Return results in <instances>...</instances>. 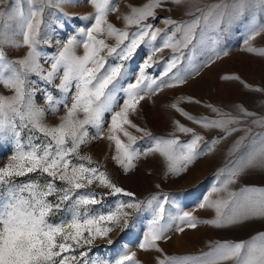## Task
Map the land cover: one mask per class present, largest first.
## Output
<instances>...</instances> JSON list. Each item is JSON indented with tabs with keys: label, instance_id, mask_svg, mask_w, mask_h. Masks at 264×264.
Wrapping results in <instances>:
<instances>
[{
	"label": "snow or ice",
	"instance_id": "snow-or-ice-1",
	"mask_svg": "<svg viewBox=\"0 0 264 264\" xmlns=\"http://www.w3.org/2000/svg\"><path fill=\"white\" fill-rule=\"evenodd\" d=\"M24 2L6 0L5 6L0 8V82L13 93L7 97L0 95V139L11 140L15 147L9 162L0 166V264H139L135 260L136 252L127 251L114 260L87 259L90 246L97 238H108L114 228L123 230L129 227L132 212L127 209L139 210L145 203L133 198L117 203L106 213H94L91 206L101 202L90 188L94 183L109 188L115 194L125 193L130 198L134 194L117 186L98 165L93 166L91 157L80 155L81 146L89 139H96L89 136V127L95 128L98 136L102 137L105 116L111 114L107 139L114 141L116 154L112 159L125 172L135 167L134 161L141 154L146 156L149 153H159L167 161L170 174L186 172L202 154L198 149L202 137L194 133L191 142L180 145L178 139L155 138L146 133L153 143L141 153L134 147L137 138L124 126L144 130L132 123L129 113L136 111L145 96L154 95L164 87L183 84L187 75L198 72V66L191 64V56L185 57L183 49L193 50L206 39L215 45L217 40L209 33H219L235 20L251 16V34L245 40V50L264 55V50L250 44L255 36L264 32V24L257 23L255 18L257 10L264 13V0H219L206 7L193 0L187 5L189 19L165 18L170 29L156 28L149 22V18H156V9L161 8L165 0H149L141 7H131L130 12L122 16L124 28H117L108 19L110 12L118 11L112 0H89L94 13L84 19L90 21V26L80 28V39L70 37L59 53L49 58V69L41 64L42 53L38 50L45 5L41 0H26L28 10L25 13L22 8ZM174 3L185 5L186 0H174ZM133 25L135 30L129 31ZM17 35L22 36V45L27 51L21 58L9 59L3 46L20 47L21 42L14 38ZM107 38H114L115 43H106ZM141 45L150 46V54L139 67L135 82L121 88L123 62L131 59ZM81 46L82 55L76 51ZM164 48H171L174 55L167 60L161 77L148 76L146 70L152 67L153 56ZM212 52L219 57L214 46ZM114 55L121 62L111 65L108 58ZM184 59H188L190 67L178 68ZM173 69H176L175 73L169 76ZM31 75L54 84L61 93L60 99H54L51 93L46 94L49 111L57 112L61 107L65 110L57 124L49 126L43 123L45 109L34 102L36 93L29 87ZM56 79H59L58 84H55ZM120 91L124 94L122 106L116 111ZM172 107L177 108V105ZM241 111L251 115L246 110ZM219 116L216 120L197 122L205 127L222 128L225 134L237 131L231 127L237 122L233 117L224 113H219ZM253 123L264 126V118L253 120ZM25 130L29 133L27 144L23 142ZM179 130L192 131L183 125ZM117 133H123L128 142L122 141ZM244 139L241 137L230 153L239 151ZM215 143V139L210 142L212 146ZM212 150L213 147L208 146V151ZM256 166L264 167V131L253 136L248 151L232 163L227 173L223 170L219 173L227 178L222 179L219 187L214 185L212 192L227 191L228 185L234 183L245 169ZM30 173H36L41 179L17 182V178ZM57 181L61 182L60 186ZM166 200V195L163 199L154 195L147 200L146 206L152 210V218L139 243L141 250L163 252L158 242L167 238L166 234L172 227L165 222ZM206 206L215 209L214 219L200 221L191 213L184 212L177 217L176 231L182 233L185 230L181 225L193 229L199 223L221 227L255 217L264 218V188L246 187L240 190L239 195L231 192L224 199L212 200L205 196L199 207ZM62 208H66L70 218L55 221L53 217ZM108 243L113 241L109 239ZM230 261L232 264H264V233L245 241L214 243L208 252L200 255H163L157 264H227Z\"/></svg>",
	"mask_w": 264,
	"mask_h": 264
},
{
	"label": "rangeland",
	"instance_id": "rangeland-1",
	"mask_svg": "<svg viewBox=\"0 0 264 264\" xmlns=\"http://www.w3.org/2000/svg\"><path fill=\"white\" fill-rule=\"evenodd\" d=\"M6 0H0V8L5 6ZM45 5L43 13V22L41 25L40 44L38 50L42 53L41 64L46 69L50 68L49 58L57 55L72 36L80 39L79 29L90 26V21L84 19L91 13H94V7L89 0H41ZM113 6L118 9L116 12H110L108 19L117 28H124L125 22L122 19L124 14L130 12L131 7H141L149 0H112ZM193 0H186L185 5H177L174 0H165L161 8L156 9V18H149V22L156 28L164 29L169 25L165 24V18L173 20H187V5ZM201 7L214 5L219 0H195ZM15 5L13 4V7ZM22 8L27 13L28 4H22ZM257 23L264 24V13L259 10L255 13ZM252 18H242L233 21L232 24L224 27L219 33H209V36L216 38L215 45L206 39L203 43H198L193 50L183 49L185 57L191 56V64L198 66V72H192L185 77V83L178 84L175 87H164L162 91L145 96L140 101L135 112L129 113V119L139 129L137 131L129 125L124 127L135 136V148L143 153L152 146V139L146 135L150 133L151 137L178 139L179 144L183 145L191 142L193 134H198L202 140L198 144V149L202 152L197 159L188 166L186 172L180 175H172L167 170V161L159 153L141 154L134 161L135 167L130 172L122 170L112 157L116 154L114 141H109V127L111 124V114H106L105 122L102 128L103 136H98L95 128L89 127V136L96 139L89 141L81 146L80 155L89 156L93 166H99L106 171L109 178L125 192H131L134 197L130 198L125 193L115 194L107 187L94 183L90 186L92 191L97 193V199L101 202L91 206L94 213H106L114 209L119 202H127L130 199L145 202L141 209L131 210L132 217L127 229L114 228L108 238H97L90 246L87 259L89 261L114 260L118 255L125 251L136 252L135 260L139 264H157L158 258L163 255L183 256L200 255L209 251L214 243L218 242H238L245 241L256 236L258 233H264V218L255 217L233 225L217 227L215 225L199 223L196 228H187L181 225L185 230L176 231V225L179 224L177 217L184 212H189L200 221L211 220L216 216V211L212 207H199L205 196L215 200L224 199L229 193L235 192L238 195L240 190L246 187L264 188V167L256 166L245 169L234 183L228 185L227 191L212 192L213 186L219 187L222 179L219 173L223 170L227 173L228 168L242 154L248 151L252 138L256 133L264 131V126L254 124L253 120L264 118V55L260 52L246 51L245 40L248 39ZM136 26H130L129 31H134ZM21 42L20 47H13L5 44L3 50L9 59L21 58L27 49L22 45V36L14 37ZM106 43L114 44V38H107ZM251 46L258 50H264V32L255 36L250 41ZM157 46H160L158 37ZM219 52V57L212 52V47ZM77 54H83V48L76 49ZM151 48L148 45H141L133 54L132 58L124 61L123 78L120 81L121 88L127 87L128 83H134L139 75V67L147 60ZM225 53H227L225 55ZM174 55L171 48H164L153 56L154 63L152 67L146 70V74L151 77H161L164 72L167 60ZM114 56L108 58V63L114 65L120 63ZM151 63V62H150ZM188 59L181 61L178 68H189ZM173 69L169 76L175 73ZM32 84L30 88L34 89V102L37 106L45 109L43 123L52 126L59 122L60 117L64 115V108L57 112L48 110V101L46 94L51 93L54 99H60L61 93L50 84L36 75L30 77ZM164 79H167L165 77ZM59 79L55 80V84ZM171 83V81H169ZM13 93L0 82V95L5 97ZM123 92H118L119 104L116 111L122 106ZM190 98V99H189ZM176 104L177 108L172 105ZM246 110L251 115H245L241 110ZM187 113L188 115H184ZM219 113L228 114L237 122L231 125L237 131L225 134L222 128L205 127L203 123L197 120H216L219 119ZM194 117L189 119L188 117ZM192 129L191 132L179 130V126ZM251 129V132H247ZM120 139L125 143L128 138L123 133H117ZM27 144L29 133L25 130L22 133ZM36 135H39L37 133ZM244 137L241 149L231 152L233 145ZM216 140L214 146L210 144ZM39 142V141H37ZM213 147L208 151V146ZM15 151L14 143L11 140L0 139V166L9 162ZM41 179L36 173H30L25 177L17 178V182H27L29 180ZM42 182V180H41ZM60 186L61 182L57 181ZM160 196L161 199L166 195L167 200L164 203L165 222L172 225L166 234L167 238L158 242L159 248L163 252H157L154 249L141 250L139 243L147 231L148 222L152 218V210L146 206L147 200L152 196ZM70 218L66 208H62L53 219ZM113 241L112 244L108 240ZM232 264V262H227Z\"/></svg>",
	"mask_w": 264,
	"mask_h": 264
}]
</instances>
